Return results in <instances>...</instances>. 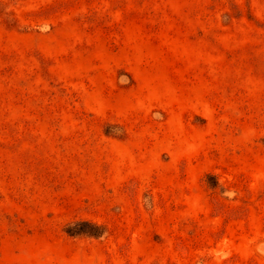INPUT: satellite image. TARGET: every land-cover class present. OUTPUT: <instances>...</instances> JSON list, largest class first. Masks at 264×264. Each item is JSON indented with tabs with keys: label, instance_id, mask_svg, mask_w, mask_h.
<instances>
[{
	"label": "rangeland",
	"instance_id": "1",
	"mask_svg": "<svg viewBox=\"0 0 264 264\" xmlns=\"http://www.w3.org/2000/svg\"><path fill=\"white\" fill-rule=\"evenodd\" d=\"M0 264H264V0H0Z\"/></svg>",
	"mask_w": 264,
	"mask_h": 264
}]
</instances>
